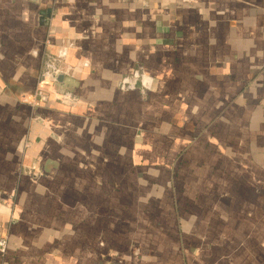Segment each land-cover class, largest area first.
<instances>
[{
    "label": "crops",
    "instance_id": "obj_1",
    "mask_svg": "<svg viewBox=\"0 0 264 264\" xmlns=\"http://www.w3.org/2000/svg\"><path fill=\"white\" fill-rule=\"evenodd\" d=\"M0 224V264H264V0H0Z\"/></svg>",
    "mask_w": 264,
    "mask_h": 264
},
{
    "label": "built area",
    "instance_id": "obj_2",
    "mask_svg": "<svg viewBox=\"0 0 264 264\" xmlns=\"http://www.w3.org/2000/svg\"><path fill=\"white\" fill-rule=\"evenodd\" d=\"M60 99H58L54 94V92L51 91V83L48 81L46 82V80L42 79L38 82L35 92L31 95H22L20 97V102L29 106L30 110L34 112L35 110L39 109L41 106L49 102L55 100L62 101ZM7 244H8L7 233L5 227L2 224H0V255L1 256L5 255L6 253Z\"/></svg>",
    "mask_w": 264,
    "mask_h": 264
},
{
    "label": "water",
    "instance_id": "obj_3",
    "mask_svg": "<svg viewBox=\"0 0 264 264\" xmlns=\"http://www.w3.org/2000/svg\"><path fill=\"white\" fill-rule=\"evenodd\" d=\"M59 80H60V77L57 75V76L54 78L53 86H55V84L59 83Z\"/></svg>",
    "mask_w": 264,
    "mask_h": 264
},
{
    "label": "rangeland",
    "instance_id": "obj_4",
    "mask_svg": "<svg viewBox=\"0 0 264 264\" xmlns=\"http://www.w3.org/2000/svg\"><path fill=\"white\" fill-rule=\"evenodd\" d=\"M173 174H175V166H174V168H173Z\"/></svg>",
    "mask_w": 264,
    "mask_h": 264
}]
</instances>
